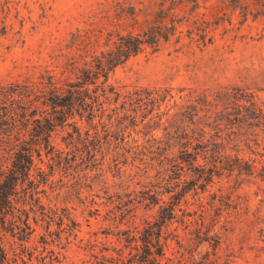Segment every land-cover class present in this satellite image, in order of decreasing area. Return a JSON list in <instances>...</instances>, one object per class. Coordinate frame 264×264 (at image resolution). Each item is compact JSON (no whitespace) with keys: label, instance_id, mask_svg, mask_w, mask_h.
I'll list each match as a JSON object with an SVG mask.
<instances>
[{"label":"rangeland","instance_id":"obj_1","mask_svg":"<svg viewBox=\"0 0 264 264\" xmlns=\"http://www.w3.org/2000/svg\"><path fill=\"white\" fill-rule=\"evenodd\" d=\"M97 1L0 0V84L33 80L51 66L69 31L83 24ZM154 1L143 0L145 9ZM190 3L197 13L192 31L203 27L211 41L185 45L182 24L180 41L171 37L139 52L108 75L122 91L166 88L169 99L123 133L113 118L105 119L107 128L96 123L98 137L89 143L83 133L70 138L71 126L64 124L51 132V146H41L39 155L33 151L28 174L12 194L19 218L7 214L15 224L6 220L0 230L4 264H138L147 246L161 249V255L153 252L158 264H264V119L237 125L222 116L205 126L223 155L220 173L206 183L195 181L198 171L183 162L170 166L176 147L164 143L159 123L166 107L173 112L194 103L203 91L253 93L264 110V14H245L234 0ZM215 5L221 6L214 16ZM230 99L209 108L227 105L222 111L234 113ZM117 104L110 101L106 112ZM199 121L188 133L204 117ZM5 157L0 149V163ZM197 161L203 163L200 156ZM168 206L169 216L161 209Z\"/></svg>","mask_w":264,"mask_h":264},{"label":"trees","instance_id":"obj_2","mask_svg":"<svg viewBox=\"0 0 264 264\" xmlns=\"http://www.w3.org/2000/svg\"><path fill=\"white\" fill-rule=\"evenodd\" d=\"M187 1L193 4L197 0H156L150 9H145L143 0H99L88 10L83 24L69 31L64 52L54 56L51 66L33 80L0 84V149L6 153V163H0V230L6 220L12 221L11 226L15 224V219L7 214L19 218L15 215L18 207L12 202L17 181L28 174L33 151L39 155L41 146L44 149L51 146L49 137L56 127L70 124L67 134L70 138L73 135L78 138L83 133L84 140L90 143L98 137L96 123L107 128L105 119L113 118L115 130L123 133L127 125L141 122L154 106L158 109L161 102L172 96L168 89L159 87L135 86L122 91L108 81V75L115 66L139 52L153 51L171 37L180 41L182 24L186 25L185 45L194 42L199 46L211 41V35L204 39L207 31L203 27L201 32L192 31L197 13L193 11L195 6L187 7ZM234 2L245 14L253 12V17L264 14V0ZM220 6L212 8L214 16ZM229 97L228 102L235 105L234 113L222 111L227 105L216 111L209 108L211 103L218 106L221 105L218 100ZM239 99L246 102L240 108L237 107ZM110 101L118 104L110 108L111 112H106ZM204 104L209 106L203 107ZM163 113L165 116L159 123L166 137L164 143L176 147L170 166L180 168L183 162L188 168H194L198 171L194 177L198 183L210 181L223 167L220 142L209 141L211 134L206 136L205 126L213 125L222 116L226 122L237 125H251L254 117L257 124L264 119L263 107L256 103L253 93L227 89L214 95L203 91L194 98V103H181L173 112L166 107ZM211 113H214L212 119L206 120ZM160 117L159 113L158 119ZM201 117H204L203 124L197 126L196 132L191 128L188 133L189 124L199 123ZM81 122L93 129L92 134L88 127L82 128ZM142 125L147 126V122ZM198 156L203 163L197 161ZM161 209L166 210L167 215L172 212V206ZM24 224L28 227L26 220ZM150 242L149 238L147 244ZM153 252L162 254L161 249L153 251L147 246L138 264H158ZM5 258V254L1 256L0 264H4Z\"/></svg>","mask_w":264,"mask_h":264}]
</instances>
